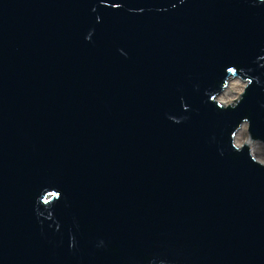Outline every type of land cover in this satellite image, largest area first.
Wrapping results in <instances>:
<instances>
[{
    "label": "water",
    "instance_id": "water-1",
    "mask_svg": "<svg viewBox=\"0 0 264 264\" xmlns=\"http://www.w3.org/2000/svg\"><path fill=\"white\" fill-rule=\"evenodd\" d=\"M246 126L264 0H0V264H264Z\"/></svg>",
    "mask_w": 264,
    "mask_h": 264
},
{
    "label": "bare ground",
    "instance_id": "bare-ground-1",
    "mask_svg": "<svg viewBox=\"0 0 264 264\" xmlns=\"http://www.w3.org/2000/svg\"><path fill=\"white\" fill-rule=\"evenodd\" d=\"M244 86H245V84L242 81H238V80L232 81L227 92H225L223 95H221L220 101H222L223 103H227V104L231 103L232 98L238 96L240 94V92L242 91V89L244 88ZM245 131H246V127H244L241 130V132L238 134V136L236 138V143L239 146H242L243 143H249L251 148H252L253 154L255 156V150L252 147V144L250 143V141H248V142L241 141V137Z\"/></svg>",
    "mask_w": 264,
    "mask_h": 264
},
{
    "label": "rangeland",
    "instance_id": "rangeland-1",
    "mask_svg": "<svg viewBox=\"0 0 264 264\" xmlns=\"http://www.w3.org/2000/svg\"><path fill=\"white\" fill-rule=\"evenodd\" d=\"M243 82V81H242ZM244 83V82H243ZM245 84V83H244ZM244 91V88L242 89V91L240 92V94L236 97H233L232 98V102H234L240 95L241 93ZM221 98V97H220ZM231 102V103H232ZM241 141H244V142H248L249 141V133H248V128L246 126V131L244 132V134L242 135L241 137ZM251 143V142H250ZM245 143H243L244 145ZM252 144V147L254 148L255 150V157L257 158V160L261 163L264 164V144L262 143H251ZM242 145V146H243Z\"/></svg>",
    "mask_w": 264,
    "mask_h": 264
}]
</instances>
